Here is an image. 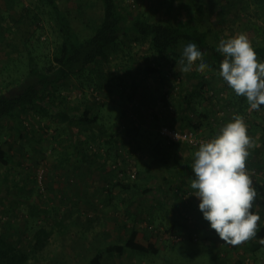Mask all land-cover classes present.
Returning <instances> with one entry per match:
<instances>
[{
	"label": "rangeland",
	"instance_id": "374dc122",
	"mask_svg": "<svg viewBox=\"0 0 264 264\" xmlns=\"http://www.w3.org/2000/svg\"><path fill=\"white\" fill-rule=\"evenodd\" d=\"M117 2L151 20L189 21L207 34V42L215 48L221 39L240 33L252 48L264 46V6L253 0ZM58 4L82 37L90 33L83 20L101 13L100 0H58ZM52 13L43 0H0V91L23 77L31 60L41 67L50 56L59 28ZM134 37L119 39L105 61L52 92L60 96L50 93L46 111L31 108L16 120L0 122V147L11 163L0 167V218H13L9 240L27 252L29 264H90L99 247L117 242L131 228L137 229L139 240L160 247L157 253L105 254L100 264H227L221 257L223 247L203 229L199 200L190 186L191 164L199 147L170 144L158 128L173 125L209 142L239 115L255 142L259 129L252 120L264 123V105L253 110L248 104L239 113V103H248L247 99L237 96L218 75L219 66L207 62L210 70L200 73L194 65L191 72L182 73L179 62L171 66L166 57L149 49L148 41ZM257 62H264V57L257 56ZM89 88L100 100L89 94ZM84 102L97 110L108 129L124 120L138 126L140 144L110 140L77 127L70 130L57 120L54 108L71 112L72 106L82 109ZM156 144L173 145L181 155L170 153L164 168L150 152ZM254 148L248 149L245 169L258 193L251 212L261 222L264 152ZM259 155L263 161H254ZM63 159L68 161L64 166ZM117 178H129L134 187L122 191ZM164 178H170L173 188L168 203L157 189ZM94 214L98 220L82 236L81 229ZM176 221L179 227L174 229ZM196 225L202 228L197 230ZM252 242L253 238L238 245L243 256L239 264H264V246L252 251Z\"/></svg>",
	"mask_w": 264,
	"mask_h": 264
},
{
	"label": "trees",
	"instance_id": "16d2710c",
	"mask_svg": "<svg viewBox=\"0 0 264 264\" xmlns=\"http://www.w3.org/2000/svg\"><path fill=\"white\" fill-rule=\"evenodd\" d=\"M43 1L47 3L51 13L53 10L52 14L59 25L54 48L41 67L31 60L23 77L15 79L13 85H8L0 91V122L16 120L19 115L31 108L40 107L43 111H46L45 106L50 108L48 102L50 93L58 91L59 86L67 84L70 79L86 76L93 66L105 61L108 57V50L119 39L125 38L128 34L134 35V39L137 41H148L149 49L166 57L171 66H175L179 62L183 47L190 42L195 43L199 50L205 53L204 62H212V64L219 66L224 59L223 55L217 52V48L207 42V34L198 30L197 26L189 21L184 20L177 23L155 21L145 15L131 13L130 10L121 6L117 0H100L101 13L99 16H89L83 20L85 28L90 33L82 37L61 10L58 0ZM253 1L261 8L264 6V0ZM34 19H38V17L35 15ZM253 50L257 56L264 57V46H256ZM148 71L154 72V69L148 67ZM93 88H89L92 89L89 94L92 93L95 98L94 94H97V92ZM54 94L57 97L60 96L58 92L51 95ZM95 100L97 99L95 98ZM50 103L55 105L54 99L50 100ZM84 103L86 104L82 109L72 106L71 110L73 112L54 108L57 120L66 124L70 130L77 127L78 130L84 132H97L100 137L109 138L110 140L120 138L129 143L140 144L141 141L137 139V135L141 136L138 126H135L131 121L124 120L119 124L117 123L116 128L108 129L100 119L97 110L89 102ZM247 106L248 103L246 102L239 103V113L243 114ZM170 127H173V125ZM194 127L198 128V124H195ZM170 144L173 143L170 142ZM158 146L159 148H157ZM156 148L159 152H155L153 149L150 152L155 155L158 153L160 157L158 161L162 164L161 166L168 167L167 156L170 149H166L163 145L160 147L159 144H156ZM67 162L64 160L63 166ZM8 164L6 151L0 147V167ZM164 179L167 188L164 190L159 185L158 189L165 202L168 203L173 195V188L170 178ZM117 184L122 191H128L134 187L130 184L129 178L127 180L126 178H117ZM12 219L7 217L5 220L2 216L0 218V264H29L27 252L9 240V232L12 229L11 224L14 223ZM21 219L26 221L24 216ZM97 220L98 217L95 214L90 216L87 220L88 224L81 229L80 234L86 236V233L91 231L90 226H93V223ZM138 235L137 229L131 228L117 242L99 247L93 257L90 258L89 263L100 264L105 254L108 256H122L126 251L157 253L158 250L153 243H145L139 240ZM253 240L251 243L252 251L262 247L257 242L258 240L264 241V222L257 226V233Z\"/></svg>",
	"mask_w": 264,
	"mask_h": 264
},
{
	"label": "clouds",
	"instance_id": "9594fccd",
	"mask_svg": "<svg viewBox=\"0 0 264 264\" xmlns=\"http://www.w3.org/2000/svg\"><path fill=\"white\" fill-rule=\"evenodd\" d=\"M216 50L224 57L218 75L237 96L246 97L251 109L258 110L264 105V62H257L247 36L221 39ZM204 55L195 43H188L181 52L180 71L189 73L194 65L200 73L210 70ZM254 146L243 118L236 115L219 135L199 146L191 164L195 179L190 186L199 200L198 209L219 239L232 246L255 237L260 220L251 212L258 193L245 169L248 149Z\"/></svg>",
	"mask_w": 264,
	"mask_h": 264
},
{
	"label": "crops",
	"instance_id": "0c3cea01",
	"mask_svg": "<svg viewBox=\"0 0 264 264\" xmlns=\"http://www.w3.org/2000/svg\"><path fill=\"white\" fill-rule=\"evenodd\" d=\"M252 122L254 123V126H256V127H258V131H255L254 132V137H255V142H254V149H256V151H258V153L259 154H261V153H263L264 152V123L263 122H261V120H259V119H253L252 120ZM160 145V147H162V145L161 144H159ZM166 149H170V151L168 152L169 153V155H170V153L172 154V157H174V155L175 154H178L179 155V153H180V155H181V152H179L178 150H173V145H171V146H164ZM174 147H177V146H174ZM157 148H159V146L157 147ZM154 149L155 150V152H159V150L158 149ZM164 150V149H163ZM169 155L167 156L168 157V159H169ZM156 157H158L159 159H160V157H159V155H158V153H156ZM157 158V159H158ZM158 159V160H159ZM253 160L254 161H259V162H261V161H263V159L261 158V155H259V156H255L254 158H253ZM169 161V160H168ZM160 165H161V163H160V161L158 162ZM164 167V166H163ZM165 168H167L166 166H165ZM181 174H183L182 172H181ZM180 175V174H179ZM183 178V176H179V179L181 180ZM169 179V178H168ZM195 179V177L192 179V181ZM182 180H184V179H182ZM192 181H190V182H192ZM172 184V183H171ZM159 185H161L162 186V188H164V190L167 188V185H166V183H165V179L164 180H162V181H160V183H158V185H157V187L159 186ZM169 185V184H168ZM158 189V188H157ZM159 190V189H158ZM163 190V189H162ZM152 192V191H151ZM109 197V196H108ZM172 197V196H171ZM170 198V197H169ZM202 215H200V217H201ZM202 220H204V218H203V216H202V218H201ZM264 222V219L261 221V222H258L257 223V226L258 225H260V224H262ZM196 224V223H195ZM175 225L176 226H174V229H175V227L177 228V227H179L178 225V221H176V223H175ZM197 230H199V228H202V227H199V228H197V225H196V227H195ZM170 229H172L173 230V225H171L170 226ZM203 229L206 231V232H208V233H211L212 234V237H210L212 240H213V243H217L218 245L220 244L222 247H223V251H225V253H224V255L222 254L221 255V257H222V259H223V261L225 262L226 261V263L227 264H234V263H236V264H239V263H241V261H242V255H241V253H239V247H238V245L237 246H232V245H228V244H226V243H224L223 241H220V242H218V237H217V233L213 230V229H211L210 228V226H209V223L205 220V223H203ZM139 234V233H138ZM138 237H139V235H138ZM254 241V240H253ZM257 243H259L262 247L264 246V241H262V240H258V242ZM162 247H165V246H162ZM156 248H157V246H156ZM160 248V247H159ZM159 248H157V250L159 249ZM261 248V247H260ZM239 259H241V261L239 260ZM222 261V262H223Z\"/></svg>",
	"mask_w": 264,
	"mask_h": 264
},
{
	"label": "built area",
	"instance_id": "2783aa9c",
	"mask_svg": "<svg viewBox=\"0 0 264 264\" xmlns=\"http://www.w3.org/2000/svg\"><path fill=\"white\" fill-rule=\"evenodd\" d=\"M94 95L97 100H100L96 94ZM158 133L168 142L183 143L192 147H199L201 144L206 143V140L198 138L192 131L180 130L167 125L159 126ZM130 177L133 178L134 174H130Z\"/></svg>",
	"mask_w": 264,
	"mask_h": 264
}]
</instances>
